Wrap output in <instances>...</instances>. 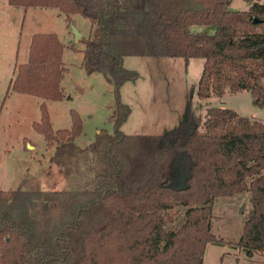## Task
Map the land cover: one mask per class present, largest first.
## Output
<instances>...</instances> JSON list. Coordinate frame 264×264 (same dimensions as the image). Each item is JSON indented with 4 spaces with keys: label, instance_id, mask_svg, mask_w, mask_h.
Segmentation results:
<instances>
[{
    "label": "trees",
    "instance_id": "16d2710c",
    "mask_svg": "<svg viewBox=\"0 0 264 264\" xmlns=\"http://www.w3.org/2000/svg\"><path fill=\"white\" fill-rule=\"evenodd\" d=\"M246 1L248 10L233 11L232 0H7L55 8L67 21L87 18L81 64L112 83L114 106L113 132L100 130L79 148L78 113L70 111V128L53 130L41 103L32 127L54 146L51 161L66 186L45 189L28 176L0 189V264H202L208 243L224 244L211 229L213 200L246 191L251 208L235 246L264 264V123L209 106L189 133L121 130L131 112L121 87L140 77L124 67L127 55L202 58L200 99L247 89L253 105L264 106V2ZM64 47L55 33L32 34L6 95L63 99ZM177 207L179 224L169 214Z\"/></svg>",
    "mask_w": 264,
    "mask_h": 264
},
{
    "label": "rangeland",
    "instance_id": "374dc122",
    "mask_svg": "<svg viewBox=\"0 0 264 264\" xmlns=\"http://www.w3.org/2000/svg\"><path fill=\"white\" fill-rule=\"evenodd\" d=\"M249 5L246 0H232L229 9L246 11ZM65 17L55 8L30 7L25 12L24 8L13 7L7 0H0L1 190L17 188L28 176L43 181V188L62 189L66 186L59 173L60 168L51 161L54 146L46 145L43 136L32 127L33 122L40 120L41 103L46 105L53 130L70 128V111L78 113L82 132L75 143L79 148L93 142L100 130L108 134L113 132V124L109 120L114 106L113 85L100 72L87 73L81 64L84 47L81 39L88 36L90 21L79 14L70 15L68 21ZM71 24L82 33L81 39L76 40L71 33ZM191 30H199V27L192 26ZM36 32L55 33L65 46L62 62L66 71L61 80L64 94L61 100L44 101L40 97L11 90L6 95L9 81L14 77V68L27 61L29 37ZM203 61L202 58L185 61L180 57L124 56V67L136 70L140 77L134 82H126L121 88V101L131 108L121 126L122 132L165 135L182 130L189 133L194 126L193 118L203 119L209 106L229 108L241 116L264 123V106L253 105L247 89L234 93L225 89L222 96L198 97ZM79 177L82 178V174ZM250 208V193L247 191L213 200L211 229L224 244L208 243L202 264H263L260 254L247 257L235 246ZM183 212V207H177L169 214L179 224Z\"/></svg>",
    "mask_w": 264,
    "mask_h": 264
},
{
    "label": "water",
    "instance_id": "95a60500",
    "mask_svg": "<svg viewBox=\"0 0 264 264\" xmlns=\"http://www.w3.org/2000/svg\"><path fill=\"white\" fill-rule=\"evenodd\" d=\"M71 33L74 35L76 40L82 38V33H80V31L73 24H71Z\"/></svg>",
    "mask_w": 264,
    "mask_h": 264
},
{
    "label": "crops",
    "instance_id": "0c3cea01",
    "mask_svg": "<svg viewBox=\"0 0 264 264\" xmlns=\"http://www.w3.org/2000/svg\"><path fill=\"white\" fill-rule=\"evenodd\" d=\"M25 12H27V9L25 10ZM31 36H32V34L30 35V37H29V41H28V51H29V45H30V40H31ZM28 58V57H27ZM125 84V83H124ZM124 87V85L121 87V88H123ZM85 146H87V145H85ZM85 146H83V147H85ZM41 183L44 185V182L43 181H41ZM46 189H50V188H47V187H45Z\"/></svg>",
    "mask_w": 264,
    "mask_h": 264
}]
</instances>
